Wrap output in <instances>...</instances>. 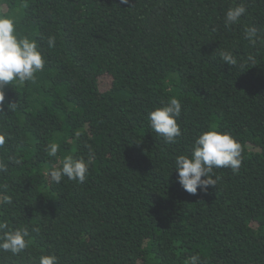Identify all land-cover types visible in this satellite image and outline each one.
Instances as JSON below:
<instances>
[{
	"label": "trees",
	"instance_id": "16d2710c",
	"mask_svg": "<svg viewBox=\"0 0 264 264\" xmlns=\"http://www.w3.org/2000/svg\"><path fill=\"white\" fill-rule=\"evenodd\" d=\"M0 15L45 61L34 82L3 88L0 236L26 228L29 243L0 264H264V0H0ZM171 97L182 135L165 143L148 114ZM213 125L242 164L214 168L215 186L193 195L175 159ZM67 155L93 156L84 183L51 180Z\"/></svg>",
	"mask_w": 264,
	"mask_h": 264
},
{
	"label": "clouds",
	"instance_id": "9594fccd",
	"mask_svg": "<svg viewBox=\"0 0 264 264\" xmlns=\"http://www.w3.org/2000/svg\"><path fill=\"white\" fill-rule=\"evenodd\" d=\"M122 4H128L129 0H120ZM246 7L239 4L230 7L226 12L225 23L236 24L246 13ZM245 36L252 45L256 44L257 30L246 28ZM49 48L55 46V37L49 36L47 40ZM222 60L235 65L236 58L230 51L220 53ZM249 61H254V57L249 56ZM45 65L42 53L35 40H30L26 36H20L16 32L15 20L11 16L0 15V113L3 111L4 91L8 84L22 85L26 81H35V74L42 71ZM8 108L15 109L16 103H10ZM181 101L176 97H171L162 107H156L149 112V127L157 135L163 138L165 143H176L177 138L182 135L177 119L181 115ZM6 141V134L0 132V147ZM59 150L57 143L48 145V155L55 157ZM242 145L231 135L230 132L218 131L213 125L210 130L202 132L194 141L189 154L178 155L175 159V170L178 173V183L190 194H196L198 188L206 191L209 186H215L216 180L213 178L214 168H231L233 172H238L242 164ZM18 162V161H17ZM93 162V156L73 157L65 156L60 162V167H53L50 170L51 180L59 184L64 177L68 180L84 183L89 167ZM8 165L0 160V173L6 172ZM0 203L11 204L12 198L4 196ZM7 227L0 223V230ZM29 232L26 228H16L8 230L0 236V250L21 253L29 241L26 237ZM39 264H57L55 254L41 255Z\"/></svg>",
	"mask_w": 264,
	"mask_h": 264
}]
</instances>
